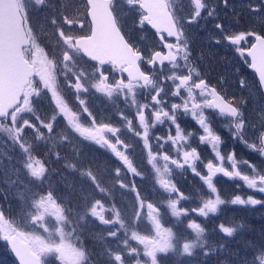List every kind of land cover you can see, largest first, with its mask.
Segmentation results:
<instances>
[{"label":"snow or ice","instance_id":"obj_1","mask_svg":"<svg viewBox=\"0 0 264 264\" xmlns=\"http://www.w3.org/2000/svg\"><path fill=\"white\" fill-rule=\"evenodd\" d=\"M245 15L259 30H239ZM193 26L257 79L233 65L212 83ZM0 144V239L18 264H264V241L242 256L212 238L234 240V218L204 223L264 209V0H0ZM145 169L159 200L141 194ZM177 170L199 178L192 194ZM219 176L251 194L224 195ZM118 193L135 194L130 216Z\"/></svg>","mask_w":264,"mask_h":264},{"label":"flooded vegetation","instance_id":"obj_2","mask_svg":"<svg viewBox=\"0 0 264 264\" xmlns=\"http://www.w3.org/2000/svg\"><path fill=\"white\" fill-rule=\"evenodd\" d=\"M245 16H247V15H245ZM244 21H246V22H244ZM238 27L240 30H244V29L251 30L255 26L253 24L252 18L248 17V20H246V19H243V21L241 20L239 22ZM152 31H154V30H152ZM143 35L148 38V39H146L145 43H151L150 32L144 33ZM190 35H191V39H192V48H193L194 55H198L201 52L204 53L205 61L201 66L204 67L205 69H207V68L212 69L211 73L209 74V78L211 79L212 83H215L217 77L220 75H226L228 77L230 76V72H228L229 71L228 65H230L231 71L233 73L235 72V68L233 67V65H234L233 63H235V61H236V55L234 52H232L228 48H219V49L212 48L211 50H209L208 46L205 43L204 32L199 31L197 28L192 27ZM195 36L197 37L196 40L194 39ZM195 41H199L201 44H204V46L201 47L200 44H197L198 48H199V49H197V47L195 46L196 45ZM239 66L241 67L240 70L243 72L244 77L249 80L250 84L257 79L256 74L252 70H250V68H248L247 65H240L239 64ZM246 70H247V72H246ZM237 75H239V73ZM229 82H230V80H229ZM90 104L92 105L93 110L99 111L101 116L110 115V112H107V113L105 112V107H104L103 101L92 100V101H90ZM41 106L47 107L48 101L46 99L43 100ZM185 126L188 127L189 130L197 127L195 125V122L191 121L190 118L188 120V124ZM165 131H166V129H165ZM227 144H228V149L234 148L236 154L239 157L244 158V159H249L250 162H252V160L254 159L253 153H250L242 145L234 144L231 140H228ZM193 146H195V144ZM198 151H201L205 158H207L211 155V150H210L209 146L201 145L198 148ZM136 163L139 164L142 168L145 167V162L141 159L139 151H137ZM148 167L150 168V166H148ZM145 176L147 178L143 179V180H141L140 178H137L138 187H142L145 182H147L149 185L153 186V178L148 175L147 169H145ZM224 178L225 177H222V176H219L217 178L218 179V187L220 188V190L222 189V180ZM225 179H227L228 181H232V180H229L228 178H225ZM174 183H176L179 188L183 187V186L187 187L189 191L185 192L186 194H192L194 192V190L197 188V186L200 185L199 178L196 177L195 175H193L190 170H188L184 174H180V170H177V175L174 178ZM157 188H158V185H157ZM184 190H185V188H184ZM124 197H126V200H127L128 197L126 195H124ZM150 198L152 200H154V199L158 198V196L154 195V197L150 196ZM187 203H188V201L184 202L185 207H187L186 206ZM190 207H193V206H190ZM239 222H240V224H242V220H240ZM242 225H243V227L240 228L241 233L237 236L238 239L236 242V248L241 250V255L243 256L245 253H244V250L242 249V242L245 240H247L249 242L255 240L257 243H259V239L257 240V238L255 237V234L247 232V230H248L247 226L245 227L244 224H242ZM141 227L143 228L144 225H141ZM251 229H253V227H251ZM220 239L222 240V238H220Z\"/></svg>","mask_w":264,"mask_h":264},{"label":"trees","instance_id":"obj_3","mask_svg":"<svg viewBox=\"0 0 264 264\" xmlns=\"http://www.w3.org/2000/svg\"><path fill=\"white\" fill-rule=\"evenodd\" d=\"M237 2H239V0H237ZM246 19V18H244ZM255 20V23L253 22L255 27H258L257 30H259L260 27V18L255 17L252 18V21ZM199 33V32H198ZM196 36H195V40H196ZM196 43V47L198 48L197 44H200L201 47L204 46V44H201L199 41H195ZM247 72V70H246ZM253 160L252 162H258V160L255 158V154L253 153ZM237 182L236 181H228L227 179H223L222 180V193L226 196H230L233 194V192H247L248 194L250 193L249 190L245 189H237L235 187V184ZM185 188V190H184ZM180 191L182 192H188V188L183 186L179 188ZM195 191V190H194ZM157 195H156V194ZM141 194L144 196H158V199H160V193L158 191H156V189L152 186L149 185L147 182H145L143 184V186L141 187ZM119 193L117 194V200L119 199ZM128 198H127V202L128 201H132V208H133V204H134V194L131 193H127L125 194ZM258 198H259V194ZM124 196V195H123ZM198 203V198L197 199H192L190 201H188V203L186 204L187 207L193 206L196 207ZM7 207V205H5ZM120 206V205H119ZM223 210L221 213L217 214L218 218H213V219H208L205 220L204 223L206 225V227L211 230L213 229L217 224H219L220 222L226 221V220H230L232 218L235 219V221H237L238 223H240L239 221L242 220V224H244V226L248 227L247 232L248 233H252L255 234V237L257 238V240L259 239V242L264 241V209L257 207L256 209H245V208H241L238 206H228L225 208V206H222ZM193 218H195L197 221H200L201 218L196 216L195 214H192ZM187 221H185L186 223ZM251 227H253V229H251ZM240 229L238 230V234L237 236L240 234ZM212 238L220 241L223 237L222 234H213ZM224 239H228L229 241V247L233 248L234 250L237 249L236 248V242H237V237L233 240L230 238H224ZM249 260L251 259V257H248ZM0 264H18L17 260L13 257L12 252L10 251V248H8V246L6 245V243L0 239ZM169 264H171V261L169 262Z\"/></svg>","mask_w":264,"mask_h":264},{"label":"rangeland","instance_id":"obj_4","mask_svg":"<svg viewBox=\"0 0 264 264\" xmlns=\"http://www.w3.org/2000/svg\"><path fill=\"white\" fill-rule=\"evenodd\" d=\"M245 18H246V20H248V16H245ZM259 18V17H258ZM243 21V20H242ZM229 22H231L230 20H229ZM244 22H246V21H244ZM238 26H239V24H238ZM194 28H196L195 26H193ZM239 28V27H238ZM255 28H258V27H255ZM240 30V29H239ZM198 51V50H197ZM236 67H238V68H241L240 66H239V64H236V61H235V63H233ZM228 67H229V71L228 72H230V76H229V80H230V83H231V78H232V76H233V72L231 71V67H230V65H228ZM238 73H236V75H237ZM5 151H7V148H6V146L5 145H3V144H0V153H3V152H5ZM157 187V186H156ZM139 189L141 190V187H139ZM156 189V188H155ZM131 194H134V193H131ZM249 194H251V193H249ZM135 195V194H134ZM119 199H118V201H119V205H120V207L122 208V209H124L125 211H126V213L130 216L131 215V213H132V211H133V208H132V201L130 202V201H128L127 202V200H126V197H124L123 195H119V197H118ZM156 200H159L158 198H156V199H154L153 201H156ZM222 207V206H221ZM226 207H228V206H226ZM225 207V208H226Z\"/></svg>","mask_w":264,"mask_h":264},{"label":"water","instance_id":"obj_5","mask_svg":"<svg viewBox=\"0 0 264 264\" xmlns=\"http://www.w3.org/2000/svg\"><path fill=\"white\" fill-rule=\"evenodd\" d=\"M250 70H252V69H250ZM253 71V70H252ZM8 248H9V246H8ZM13 254V253H12ZM13 257L16 259V257L14 256V254H13ZM17 260V259H16ZM17 262H18V260H17Z\"/></svg>","mask_w":264,"mask_h":264}]
</instances>
